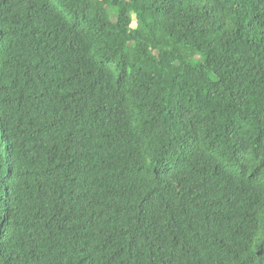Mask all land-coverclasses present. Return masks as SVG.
Returning <instances> with one entry per match:
<instances>
[{
  "label": "trees",
  "instance_id": "obj_1",
  "mask_svg": "<svg viewBox=\"0 0 264 264\" xmlns=\"http://www.w3.org/2000/svg\"><path fill=\"white\" fill-rule=\"evenodd\" d=\"M0 264H264V0H0Z\"/></svg>",
  "mask_w": 264,
  "mask_h": 264
},
{
  "label": "rangeland",
  "instance_id": "obj_2",
  "mask_svg": "<svg viewBox=\"0 0 264 264\" xmlns=\"http://www.w3.org/2000/svg\"><path fill=\"white\" fill-rule=\"evenodd\" d=\"M136 24V22L134 21V25Z\"/></svg>",
  "mask_w": 264,
  "mask_h": 264
}]
</instances>
